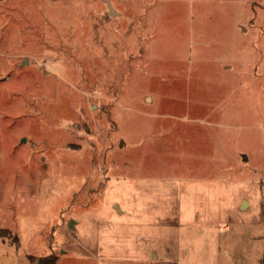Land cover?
I'll return each instance as SVG.
<instances>
[{
    "label": "rangeland",
    "instance_id": "obj_1",
    "mask_svg": "<svg viewBox=\"0 0 264 264\" xmlns=\"http://www.w3.org/2000/svg\"><path fill=\"white\" fill-rule=\"evenodd\" d=\"M49 255L261 264L264 0H0V264Z\"/></svg>",
    "mask_w": 264,
    "mask_h": 264
},
{
    "label": "trees",
    "instance_id": "obj_2",
    "mask_svg": "<svg viewBox=\"0 0 264 264\" xmlns=\"http://www.w3.org/2000/svg\"><path fill=\"white\" fill-rule=\"evenodd\" d=\"M56 261H57L56 256L49 255V256H46V257L39 259V261L37 263H34V264H56ZM261 264H264V258L262 259Z\"/></svg>",
    "mask_w": 264,
    "mask_h": 264
},
{
    "label": "water",
    "instance_id": "obj_3",
    "mask_svg": "<svg viewBox=\"0 0 264 264\" xmlns=\"http://www.w3.org/2000/svg\"><path fill=\"white\" fill-rule=\"evenodd\" d=\"M109 8H110V12H111L112 14H114V13H115L114 8H113L112 6H110V5H109Z\"/></svg>",
    "mask_w": 264,
    "mask_h": 264
}]
</instances>
